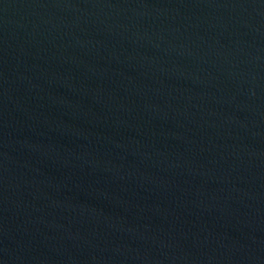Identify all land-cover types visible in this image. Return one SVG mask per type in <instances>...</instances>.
I'll return each instance as SVG.
<instances>
[{"label":"water","instance_id":"water-1","mask_svg":"<svg viewBox=\"0 0 264 264\" xmlns=\"http://www.w3.org/2000/svg\"><path fill=\"white\" fill-rule=\"evenodd\" d=\"M0 264H264V0H0Z\"/></svg>","mask_w":264,"mask_h":264}]
</instances>
